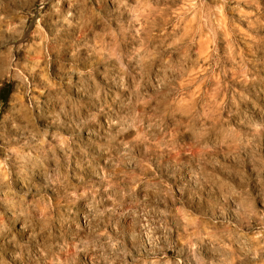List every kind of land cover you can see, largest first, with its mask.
<instances>
[{
	"label": "clouds",
	"instance_id": "1",
	"mask_svg": "<svg viewBox=\"0 0 264 264\" xmlns=\"http://www.w3.org/2000/svg\"><path fill=\"white\" fill-rule=\"evenodd\" d=\"M0 264H264V0H0Z\"/></svg>",
	"mask_w": 264,
	"mask_h": 264
}]
</instances>
